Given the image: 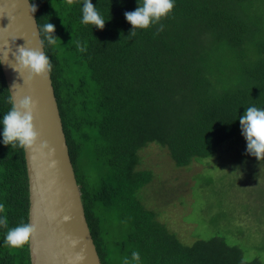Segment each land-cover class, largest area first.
I'll return each instance as SVG.
<instances>
[{"label":"trees","instance_id":"obj_1","mask_svg":"<svg viewBox=\"0 0 264 264\" xmlns=\"http://www.w3.org/2000/svg\"><path fill=\"white\" fill-rule=\"evenodd\" d=\"M30 2L37 24L53 23L59 37L55 46L45 41V50L101 263L136 264L131 253L138 251L139 264H264L219 232L191 233L194 240L184 244L158 219L155 203L142 200L140 190L155 175L139 156L156 143L176 166H187L233 137L248 106L264 108V0H174L166 18L135 36L124 13L139 0H92L108 19L104 29L82 23L84 0ZM9 95L0 66V122ZM3 128L0 215L8 227H0V264H30L28 243L5 244L8 229L28 223L29 198L24 150L4 145ZM92 165L102 169L96 185L88 180Z\"/></svg>","mask_w":264,"mask_h":264},{"label":"water","instance_id":"obj_2","mask_svg":"<svg viewBox=\"0 0 264 264\" xmlns=\"http://www.w3.org/2000/svg\"><path fill=\"white\" fill-rule=\"evenodd\" d=\"M30 0H0V63L10 95L35 101L40 142L24 150L28 223L37 232L28 242L30 264H102L94 244L63 130L51 75L29 80L13 69L15 52L39 47L41 37ZM36 34V35H34ZM31 42V43H30ZM46 141L47 146L41 144Z\"/></svg>","mask_w":264,"mask_h":264},{"label":"rangeland","instance_id":"obj_3","mask_svg":"<svg viewBox=\"0 0 264 264\" xmlns=\"http://www.w3.org/2000/svg\"><path fill=\"white\" fill-rule=\"evenodd\" d=\"M149 145L140 150V166L155 176L140 196L146 206L155 203L167 229L184 244L194 240L191 233L219 232L244 248L245 258L260 254L264 261V160L248 154L242 129L211 156L187 166H176L161 146ZM87 170L96 185L102 169L92 165Z\"/></svg>","mask_w":264,"mask_h":264},{"label":"clouds","instance_id":"obj_4","mask_svg":"<svg viewBox=\"0 0 264 264\" xmlns=\"http://www.w3.org/2000/svg\"><path fill=\"white\" fill-rule=\"evenodd\" d=\"M74 0H67L69 5H72ZM174 0H139V6L134 11H126L124 13L126 20L133 26L130 36L136 35V29H147L154 24H158L162 18H166L174 9ZM31 11H37V5L31 4ZM97 6L92 3V0H84L82 7V23L92 24L95 27L104 29L106 21ZM39 26L38 35L42 37L39 42V47L20 46L15 52V65L13 67L21 76L27 73L29 80L48 79L49 74L53 70V63L45 50V41L49 46H55L57 37L55 35L56 26L47 22ZM159 31H163V25ZM36 35V34H34ZM31 43V42H30ZM77 49L80 52L87 50L86 46L79 41L76 42ZM4 62V58H0V63ZM7 98V102L11 105L10 110L4 114L2 123L3 128V143L11 145V147L23 148L25 150L33 147L40 142V132L37 129L35 120V101L32 97L26 96L17 100L13 91ZM242 129V135L247 141L248 154L256 157L258 160H264V108L256 106H248L243 116L239 117ZM42 147L47 146L44 141ZM5 211V205L0 204V213ZM0 227H8V218L6 215H0ZM37 232V226L31 223H22L19 226L8 229L5 244L12 248H20L26 245L30 238ZM131 260L139 264L140 253L133 251ZM125 264H129L126 259Z\"/></svg>","mask_w":264,"mask_h":264}]
</instances>
